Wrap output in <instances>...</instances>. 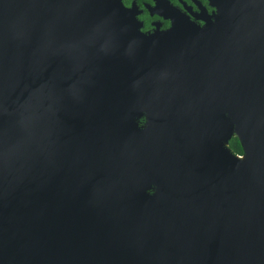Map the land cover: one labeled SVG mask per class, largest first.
I'll list each match as a JSON object with an SVG mask.
<instances>
[{"label": "water", "instance_id": "1", "mask_svg": "<svg viewBox=\"0 0 264 264\" xmlns=\"http://www.w3.org/2000/svg\"><path fill=\"white\" fill-rule=\"evenodd\" d=\"M203 30L0 0V264H264V0Z\"/></svg>", "mask_w": 264, "mask_h": 264}, {"label": "flooded vegetation", "instance_id": "2", "mask_svg": "<svg viewBox=\"0 0 264 264\" xmlns=\"http://www.w3.org/2000/svg\"><path fill=\"white\" fill-rule=\"evenodd\" d=\"M123 4L127 9L132 10L144 35L159 34L160 36L175 30L176 38L168 41L170 46L179 42L185 43L184 49L188 48L194 53L213 50L214 55L217 52L219 54L220 46L217 45L219 39H216L215 34L213 33L215 37L213 40L209 38L211 36L201 38L200 35L210 32L203 29L210 22H215V17L220 7H224L225 0H123ZM188 24H193L202 30L183 29ZM145 123L146 118L142 117L139 125L143 127Z\"/></svg>", "mask_w": 264, "mask_h": 264}, {"label": "trees", "instance_id": "3", "mask_svg": "<svg viewBox=\"0 0 264 264\" xmlns=\"http://www.w3.org/2000/svg\"><path fill=\"white\" fill-rule=\"evenodd\" d=\"M230 147L233 150V152L236 153L237 155H241L243 153L241 144H240L239 140L236 137H234L230 141Z\"/></svg>", "mask_w": 264, "mask_h": 264}]
</instances>
